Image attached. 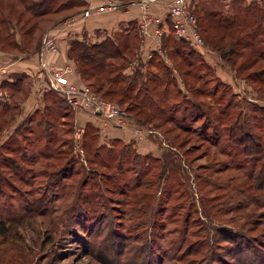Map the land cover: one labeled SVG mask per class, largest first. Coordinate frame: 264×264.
Here are the masks:
<instances>
[{
  "label": "rangeland",
  "instance_id": "374dc122",
  "mask_svg": "<svg viewBox=\"0 0 264 264\" xmlns=\"http://www.w3.org/2000/svg\"><path fill=\"white\" fill-rule=\"evenodd\" d=\"M62 1L0 0L2 56L20 58L40 47L47 28L69 14L34 13L52 11ZM188 2L203 36L212 31V13L231 18L242 8L230 9L222 0ZM245 18L241 28L231 29L234 35L264 30L263 20L254 25L251 16ZM117 41L122 54L90 76L92 88L100 95L114 90L104 97L136 118L139 124L131 120L142 131L134 133L137 139L147 138L157 150L153 155L118 139L98 144L85 125L76 141L71 110L58 94L48 92L37 111L24 116L16 103L27 90L1 88L0 264H264V209L256 206L260 196L252 187L258 157L230 143L225 128L234 121L221 119L232 101L229 109L242 113L237 137L256 140L264 133V83L246 77L264 63L238 73L249 50L231 56L236 64L223 61L219 51L231 49L229 36L221 43L216 38L213 44L221 48L210 51L170 39L167 50L151 59L136 50L134 36L126 40L128 49L123 38ZM251 41L264 47V35ZM135 71L161 83L153 81L135 98L137 89L125 91L126 83L107 80ZM99 121L91 125L98 132L111 127ZM208 124L220 132L215 146L209 141L214 132H204ZM139 170L142 185L134 194L147 196L133 201L121 191L134 184Z\"/></svg>",
  "mask_w": 264,
  "mask_h": 264
},
{
  "label": "trees",
  "instance_id": "16d2710c",
  "mask_svg": "<svg viewBox=\"0 0 264 264\" xmlns=\"http://www.w3.org/2000/svg\"><path fill=\"white\" fill-rule=\"evenodd\" d=\"M22 1L23 0H21V2ZM125 1H127V0H121L120 2H125ZM82 4H83V2L81 0H63L54 10H52V11L41 10L39 12L34 13V15L39 17V16L45 15L46 13L57 14L61 11H64L65 9H69V8L73 9L76 7H81ZM233 4H235V8L239 7V5H242L241 10L238 9L235 12H233V15L231 16V18H226L224 15H222L219 12L218 13H216V12L212 13L213 22L211 23L212 25L209 26V27H211L212 31L207 32V33L205 32L206 33L205 36L202 35L201 29H199V31H200L206 45L208 47L209 46L212 47L213 49H214V47H217L218 49L221 48V46L219 44H217V43L213 44L214 43L213 41H215L216 38H217V40H219L218 41L219 43H221L222 41H225L226 38H228V36L232 39L233 42H231V46H232L231 49L223 50L221 52L219 51L221 59L223 61L226 58L228 62L236 64L235 62H233V58L231 56L234 55L236 57H242L245 55V53L247 51L246 49L249 50V52L246 54L247 57L245 58V60L243 62H241L240 64H238V66L236 68V71L238 73H240L241 71H246L247 69L252 68L253 66H256V65L260 66L264 63V47H260L259 44L256 45L255 43H252V41H251V40H257L259 35L263 36L264 30L261 33H259V32L257 33L256 30L255 31L251 30V32H248V33L246 32V33H244V35H243V31H241L240 33L238 32V34L235 33V35H234V31L231 29L237 30V29L241 28L240 26L242 25V23H244V21L246 22V18H245L246 16H251L252 24H254V25H257L258 22L261 20L264 21V12H263L264 9L262 6L256 4L255 2H251L249 4H246L245 1H243V0H235L233 2ZM82 9H83V7H82ZM79 10H81V8H79ZM166 23H167L168 28H169V33L166 36L162 37V40H161L162 50H164V48H166L165 47L166 41H168L170 39H173V40L176 39L174 34H173L172 26H171L170 20L168 18V15H167ZM124 46H125V49H128V44L126 42L124 43ZM39 48L40 47L36 48L34 52L38 51ZM166 50H167V48H166ZM68 54H69V57L72 58V60L74 61L76 69H77L78 73L80 74L81 79L83 80L85 85H87L93 93L97 94L99 97H101L103 99H106L104 97L105 95H107V94L109 95L110 93L114 92V90H108V92L102 93L103 95L98 94L99 92H97V90H94L92 88V84H91L92 82L90 80V76L92 77L95 75V73H97V72L100 73V72L104 71V68L107 65L106 63L109 59L110 60L111 59H117L122 54L118 41L112 40L110 38H105L101 42L91 43L85 38L81 39V40L74 39V40L70 41V47L68 50ZM154 55H155V53L152 55V57ZM246 77L247 78L252 77L255 81H259L260 83H264V67L253 70L251 73L249 72ZM107 80L112 84L117 83L118 81L121 83H126L125 84V91L129 90L130 89L129 87H131L133 89H137V93L134 94L135 98L138 97L140 95V93H146L149 90L148 89L149 85L151 86L153 81L157 82V85L159 83H161L160 78L157 79L156 77H154L153 74L149 75L148 73H146V75L143 76V74L140 71H135L134 74L131 76L130 75H128V76L123 75L122 76L119 74L118 76H113V77L107 78ZM15 82H16V84H11V82H7V80L3 79L2 81H0V88L12 87L14 89L18 86L19 80L15 81ZM125 91H124V94H125ZM45 92L46 93L47 92L53 93L54 91L46 88ZM54 94H55V92H54ZM141 95H143V94H141ZM141 99L143 101V98H141ZM108 101H110V100H108ZM231 102L232 101H228V103L225 104V108H223V111L221 112V119H222L223 123L226 120H229L231 122L234 121L233 123L229 124L227 126V128H225L226 132L228 133V135L231 139L230 143L234 144L235 146H238L240 148V150L243 149L242 153H245L244 152V149H245L246 155L258 157L257 159L253 160L254 161L253 163L258 164V165L254 166V169H253V172H255V173L252 175L253 176L252 178L255 181V186L252 184V187L254 188L255 192H257L258 195L260 196V200L258 199V201L255 202L256 206L261 205L260 207L262 209H264V133H261L260 135H258L255 138L256 140H252L249 135H244L243 138H242V136L237 137L238 133L234 132V128L239 129V123L241 121V114L242 113L236 112V111H231L229 109L231 106ZM150 104H152L151 101H150ZM233 107H236V106L233 105ZM194 108H197V107L194 106ZM196 110H199V108H197ZM69 114H71V113H69ZM129 116H130V122H133L134 124H136V123L139 124V121L136 118L132 117V115H129ZM204 116H205V114L202 113V117H204ZM131 119L135 120L136 123L134 121H132ZM172 119L173 118L171 117V115H169V117L167 118L168 121H172ZM91 125L92 124L86 123L85 127H90L94 130L95 141H97L98 140V131L96 128L94 129L92 127L93 125L92 126ZM182 128L186 129V130H190V128H184V127H182ZM206 129H209V131H206ZM214 130H216V131H214ZM217 131H218V134H217ZM235 131H237V130H235ZM204 132H207L210 135H212V133L214 132L215 139H211L209 141L211 143H213V146L217 145V143L219 141L218 137L220 135L219 130L217 128H214V127H212L210 129V124H208V127L205 128ZM126 145L129 146L130 148H132V146L130 144H126ZM147 160H150L152 162H156V160H154L152 158H150V159L148 158ZM259 161H261V162H259ZM148 169H149V166L146 165L145 170H144L145 175L149 174ZM140 172H142V171L139 170V172H137L134 175V177L136 179L134 184L128 185L126 183V190L121 191L122 192L121 194H123V192L124 193L126 192V198L127 197H128V199L131 198V200H133V201H136V199H139L141 201V200H143L141 198L147 196V194L142 195L141 192H139L137 195L134 194V191L138 190L142 185L140 180H138L139 176L141 174ZM131 194H134V195L131 196ZM255 204H253V205H255ZM240 205L241 204H239V206ZM260 216L264 218V210L261 212ZM3 233H5V230L1 231V234H3ZM260 245H262V244H260Z\"/></svg>",
  "mask_w": 264,
  "mask_h": 264
},
{
  "label": "crops",
  "instance_id": "0c3cea01",
  "mask_svg": "<svg viewBox=\"0 0 264 264\" xmlns=\"http://www.w3.org/2000/svg\"><path fill=\"white\" fill-rule=\"evenodd\" d=\"M81 1L83 2L81 7H76L74 8L75 10L71 9L68 12L61 11L58 13H68L69 15L65 16V19L63 21L47 28V31L45 32L54 37L58 46V51L56 53L42 54V58L45 60V62L55 66L56 68H63L66 65L70 66L72 68V71L69 72L66 77L69 82L73 83L79 88L86 87V85L81 79L74 61L69 57L68 50L71 40H81L85 38L91 43H98L105 38H110L117 41V38L121 37L126 42L127 39H130L132 36H134L138 39L136 50L142 53V57L146 56L148 54V51L154 48L153 40L149 37L143 38L138 29L137 25L138 18L140 17L141 13V8L137 2L133 0L125 1L126 5L112 8L104 5L111 2H120L121 0ZM216 1L220 2L221 0ZM222 1L226 6H229L230 4V9H232L231 7L235 0ZM251 2H255L256 4L264 7V0H245L246 4H249ZM79 8H81V10H79ZM85 9H89V13L87 16H84L83 14V11ZM229 10H227V12ZM148 12L153 18L157 19L158 21L157 23H153L149 26L150 31H155L156 28H158L163 33L162 37L166 36L169 33V28L166 23L168 0H153L148 5ZM229 14L230 12H228L227 15ZM39 52L40 50L32 52L20 58L11 57L10 59L6 58V56L3 57L4 54L0 52V65L3 64L7 66L6 73L0 76V80L5 79L7 81L13 82L14 79H19L18 86L13 89L15 90L13 92L21 93V90H27L26 97L16 103L20 108V112L23 110L22 115L24 116H28L30 113L37 111L36 109L44 103L45 95L48 93L45 92L47 78L43 74H39ZM25 82L28 83L27 88H24ZM35 90L37 92H35ZM35 94H38V96L36 95L37 100H35ZM66 111L68 112L70 111V109ZM70 112L73 119V128H75L76 124L84 126L86 123L98 127V122L100 123L99 118L92 115L88 111L78 110L77 112ZM62 117L64 118V114ZM18 122L19 121H17L16 123ZM131 125L133 126V124H130V126L127 124L125 127L104 126V129L99 130L98 132L100 133L98 135V144H102L101 142H105L109 139H118L126 144H130L137 150V146H139L140 149L147 150L148 152L153 154L152 151L157 150V145L152 141H148L147 138L138 140Z\"/></svg>",
  "mask_w": 264,
  "mask_h": 264
},
{
  "label": "built area",
  "instance_id": "2783aa9c",
  "mask_svg": "<svg viewBox=\"0 0 264 264\" xmlns=\"http://www.w3.org/2000/svg\"><path fill=\"white\" fill-rule=\"evenodd\" d=\"M140 5L141 13L138 18V29L141 35L149 37L153 40L154 48L148 51L147 58L150 59L154 53L162 55V32L156 28L155 31H150V25L157 23V19L153 18L148 12V5L153 0H134ZM126 5V2L108 3L104 6L117 8ZM89 9L83 11L84 16H87ZM168 18L170 20L172 31L176 39H182L190 43L197 48H207L199 28L196 23L193 11L190 8L188 0H168ZM39 54V72L47 78L46 88L54 91L60 97H62L67 103L69 109L73 112L78 110H84L90 112L92 115L101 118L105 124H110L113 127H125L127 125L126 120L130 121V118L126 114V111L121 109L115 103H112L106 99L99 97L93 93L88 87L79 88L73 83L69 82L66 75L72 71V68L68 65L63 68H56L49 65L42 58L43 53H56L58 46L53 36L45 33L42 37ZM210 51V49H209ZM7 66L0 65V76L6 73ZM1 79L0 81H2ZM2 95L0 88V96ZM134 133L138 135L142 134L141 129L137 125H133ZM74 138L77 141L80 139L84 132V127L77 125L74 128ZM151 134L160 133L156 130L148 129Z\"/></svg>",
  "mask_w": 264,
  "mask_h": 264
}]
</instances>
